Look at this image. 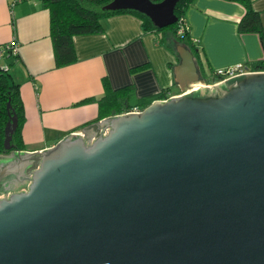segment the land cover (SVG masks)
Segmentation results:
<instances>
[{
    "label": "water",
    "instance_id": "water-1",
    "mask_svg": "<svg viewBox=\"0 0 264 264\" xmlns=\"http://www.w3.org/2000/svg\"><path fill=\"white\" fill-rule=\"evenodd\" d=\"M178 0H110L157 28ZM181 92L35 152L0 153V264H264V71L210 86L175 47Z\"/></svg>",
    "mask_w": 264,
    "mask_h": 264
},
{
    "label": "crops",
    "instance_id": "crops-1",
    "mask_svg": "<svg viewBox=\"0 0 264 264\" xmlns=\"http://www.w3.org/2000/svg\"><path fill=\"white\" fill-rule=\"evenodd\" d=\"M251 7L264 31V0H251ZM243 13L228 0H192L183 11L198 67L211 78L216 69L236 64L250 69L263 57L257 35L237 30ZM48 24L40 0H0V44L16 42V53L4 57L8 64L2 68L19 84L24 151H40L99 121L94 99L103 93L104 78L111 89L130 86L135 104L160 91L165 98L181 92L173 76L178 56L158 43L156 33L142 31L136 16L115 14L102 19L101 33L73 36L76 60L60 67ZM166 40L173 44L171 34ZM177 45L182 44L174 50ZM86 99L92 100L79 104Z\"/></svg>",
    "mask_w": 264,
    "mask_h": 264
},
{
    "label": "trees",
    "instance_id": "trees-1",
    "mask_svg": "<svg viewBox=\"0 0 264 264\" xmlns=\"http://www.w3.org/2000/svg\"><path fill=\"white\" fill-rule=\"evenodd\" d=\"M109 1L110 0H40L41 7L48 11L49 36L52 43L55 65L57 67L71 64L76 60L72 45L73 36L99 34L102 32V19L115 14L127 13L136 16L140 20L142 31L156 33L158 36V43L164 45L175 54L174 44L176 45L179 43L188 48L193 55L195 65L200 75L199 78L207 81L204 72L198 67L200 66L199 62L194 56L197 51L190 42L191 38L188 37V27L183 18V11L192 0H178L173 9L176 22L162 28L153 26L151 21L144 14L134 10L105 11L101 9L102 6ZM150 1L159 2L160 0ZM228 1H234L244 8V13L237 22V30L239 32L255 33L263 52V57L255 62L253 66L250 67V70H264V31L258 13L252 9L251 0ZM179 26L183 29L181 34L176 33ZM167 33L171 34L173 37L172 45L166 40ZM189 42L191 44H189ZM211 80L212 82L216 81L213 75ZM18 88L19 84L11 79L6 69L0 67V153L7 152L4 151L2 147L3 127L7 120L5 108L7 103H9V110L16 115L17 123L15 130L11 134L10 143L12 144V149L23 150L20 129L24 122V116ZM102 88V95L94 99L97 105V119L123 113L132 106H137L141 109L152 100L165 98V93L160 91L155 95L140 99V101L135 104L129 102L131 96L130 86L111 89L104 78L102 79ZM89 100L92 99L83 100L79 104H83Z\"/></svg>",
    "mask_w": 264,
    "mask_h": 264
},
{
    "label": "built area",
    "instance_id": "built-area-1",
    "mask_svg": "<svg viewBox=\"0 0 264 264\" xmlns=\"http://www.w3.org/2000/svg\"><path fill=\"white\" fill-rule=\"evenodd\" d=\"M182 30H183L182 27L179 26L176 33L181 34ZM15 53H16V42L13 39L4 45L0 44V58L9 56L10 54L14 55ZM3 68L5 69V67ZM248 71H253V70L248 69V67L244 66V64H236V65L225 67V68H219L212 72V75L216 81L212 83L207 82L205 80H203L202 82H196L190 85L191 87L190 89H194L195 87H199V86H210L212 84L221 82L224 79H227L229 77L242 74ZM259 71H264V70H259ZM139 110H140L139 107L132 106L125 112H138Z\"/></svg>",
    "mask_w": 264,
    "mask_h": 264
},
{
    "label": "rangeland",
    "instance_id": "rangeland-1",
    "mask_svg": "<svg viewBox=\"0 0 264 264\" xmlns=\"http://www.w3.org/2000/svg\"><path fill=\"white\" fill-rule=\"evenodd\" d=\"M6 64H8V60L6 59V58H0V67H2V66H4V65H6ZM205 74V76H206V80L207 81H209V82H212V80H211V75H209V73H204ZM175 91H177V88L176 87H172V89H171V92H175ZM134 99H132L131 97H130V100H129V102L130 103H134V101H133Z\"/></svg>",
    "mask_w": 264,
    "mask_h": 264
}]
</instances>
